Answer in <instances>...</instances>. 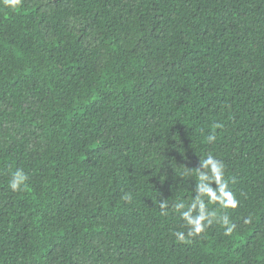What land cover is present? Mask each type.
Listing matches in <instances>:
<instances>
[{
  "label": "trees",
  "instance_id": "obj_1",
  "mask_svg": "<svg viewBox=\"0 0 264 264\" xmlns=\"http://www.w3.org/2000/svg\"><path fill=\"white\" fill-rule=\"evenodd\" d=\"M0 264H264V0L0 2Z\"/></svg>",
  "mask_w": 264,
  "mask_h": 264
},
{
  "label": "clouds",
  "instance_id": "obj_2",
  "mask_svg": "<svg viewBox=\"0 0 264 264\" xmlns=\"http://www.w3.org/2000/svg\"><path fill=\"white\" fill-rule=\"evenodd\" d=\"M6 7L15 9L21 3V0H0ZM215 127L219 128L221 125L217 124ZM209 142L215 141L214 134H210L207 137ZM187 169V168H186ZM200 169H203L201 171ZM200 169H197L198 183L197 192L199 195L190 204L187 210L181 211L184 207L182 204H176L175 208L180 211V215L185 224L189 227L188 236L202 233L205 228L212 224L213 220L217 218V213L214 211H206V204L204 198L208 201L215 202L223 209H235L238 205V201L234 198L231 192L227 190V184L224 181V165L217 160L213 155L208 154L206 158L200 160ZM27 180L26 174L23 170L18 169L12 176L9 187L12 191H17ZM209 181V186H205L204 181ZM215 183L217 188L214 190L210 187V184ZM125 200L130 199V195L124 197ZM160 208L163 210L167 208V202L160 203ZM197 213L194 215L193 213ZM220 222L225 226V235H231L234 225L230 224V220L227 215L219 218ZM246 223L250 221H245ZM178 241L183 242L185 240V233L178 231L175 234Z\"/></svg>",
  "mask_w": 264,
  "mask_h": 264
}]
</instances>
